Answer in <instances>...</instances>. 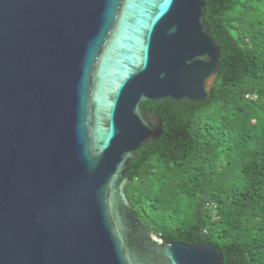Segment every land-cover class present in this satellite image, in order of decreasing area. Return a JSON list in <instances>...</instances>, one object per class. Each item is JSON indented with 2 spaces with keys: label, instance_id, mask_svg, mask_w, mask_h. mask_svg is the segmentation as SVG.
Returning <instances> with one entry per match:
<instances>
[{
  "label": "water",
  "instance_id": "95a60500",
  "mask_svg": "<svg viewBox=\"0 0 264 264\" xmlns=\"http://www.w3.org/2000/svg\"><path fill=\"white\" fill-rule=\"evenodd\" d=\"M207 0H0V264H225L157 242L126 195L164 133L145 102L209 99Z\"/></svg>",
  "mask_w": 264,
  "mask_h": 264
},
{
  "label": "trees",
  "instance_id": "16d2710c",
  "mask_svg": "<svg viewBox=\"0 0 264 264\" xmlns=\"http://www.w3.org/2000/svg\"><path fill=\"white\" fill-rule=\"evenodd\" d=\"M221 46L208 100L145 102L164 133L130 163L126 195L164 244L208 242L264 264V0H207Z\"/></svg>",
  "mask_w": 264,
  "mask_h": 264
},
{
  "label": "built area",
  "instance_id": "2783aa9c",
  "mask_svg": "<svg viewBox=\"0 0 264 264\" xmlns=\"http://www.w3.org/2000/svg\"><path fill=\"white\" fill-rule=\"evenodd\" d=\"M154 238H155V240H156L157 242H163L162 239H161L160 237H158V236H154Z\"/></svg>",
  "mask_w": 264,
  "mask_h": 264
}]
</instances>
